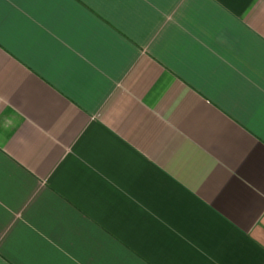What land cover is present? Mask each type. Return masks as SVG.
Masks as SVG:
<instances>
[{"label":"crops","instance_id":"crops-1","mask_svg":"<svg viewBox=\"0 0 264 264\" xmlns=\"http://www.w3.org/2000/svg\"><path fill=\"white\" fill-rule=\"evenodd\" d=\"M0 264H264V0H0Z\"/></svg>","mask_w":264,"mask_h":264}]
</instances>
